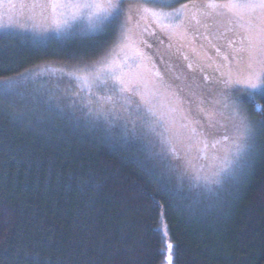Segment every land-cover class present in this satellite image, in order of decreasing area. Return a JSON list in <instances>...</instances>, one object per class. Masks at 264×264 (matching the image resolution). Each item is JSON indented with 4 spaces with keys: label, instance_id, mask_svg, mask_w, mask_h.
I'll return each mask as SVG.
<instances>
[{
    "label": "rangeland",
    "instance_id": "obj_1",
    "mask_svg": "<svg viewBox=\"0 0 264 264\" xmlns=\"http://www.w3.org/2000/svg\"><path fill=\"white\" fill-rule=\"evenodd\" d=\"M12 36L110 41L88 62L41 64L0 93L118 144L177 196L245 183L264 96V0H0V38ZM168 64L175 77L162 76ZM182 69L196 78L183 81Z\"/></svg>",
    "mask_w": 264,
    "mask_h": 264
},
{
    "label": "trees",
    "instance_id": "obj_2",
    "mask_svg": "<svg viewBox=\"0 0 264 264\" xmlns=\"http://www.w3.org/2000/svg\"><path fill=\"white\" fill-rule=\"evenodd\" d=\"M2 39L0 87L41 64L88 62L110 41ZM190 75L182 70L183 81ZM258 102L243 186L183 197L118 144L0 93V264H167V254L169 264H264V96Z\"/></svg>",
    "mask_w": 264,
    "mask_h": 264
},
{
    "label": "flooded vegetation",
    "instance_id": "obj_3",
    "mask_svg": "<svg viewBox=\"0 0 264 264\" xmlns=\"http://www.w3.org/2000/svg\"><path fill=\"white\" fill-rule=\"evenodd\" d=\"M158 48V50H159V52H161V54H162V56L164 57H173L172 56V54L170 53V48L167 46V45H163L162 43H160L159 44V47H157ZM162 56H161V60L163 59L162 58ZM175 58V57H174ZM169 65V64H168ZM165 66H167V63H165ZM169 67H170V69H168V70H166V71H163V73L161 72V74H162V76H164V75H166L167 76V74L165 73V72H167V73H170L171 74V72H173V68H172V66L171 65H169ZM183 70V69H182ZM184 72H186V70H183ZM256 106L259 108V110H260V107H261V105L260 104H256ZM257 108V109H258ZM259 110H256V112H259Z\"/></svg>",
    "mask_w": 264,
    "mask_h": 264
},
{
    "label": "water",
    "instance_id": "obj_4",
    "mask_svg": "<svg viewBox=\"0 0 264 264\" xmlns=\"http://www.w3.org/2000/svg\"><path fill=\"white\" fill-rule=\"evenodd\" d=\"M166 261H167V264H169V254H167Z\"/></svg>",
    "mask_w": 264,
    "mask_h": 264
}]
</instances>
